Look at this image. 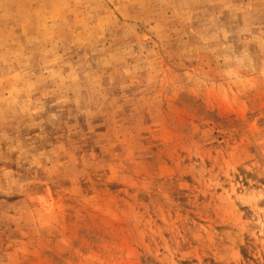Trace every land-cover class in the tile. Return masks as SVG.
I'll use <instances>...</instances> for the list:
<instances>
[{
  "label": "rangeland",
  "instance_id": "1",
  "mask_svg": "<svg viewBox=\"0 0 264 264\" xmlns=\"http://www.w3.org/2000/svg\"><path fill=\"white\" fill-rule=\"evenodd\" d=\"M0 264H264V0H0Z\"/></svg>",
  "mask_w": 264,
  "mask_h": 264
}]
</instances>
